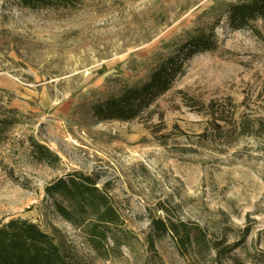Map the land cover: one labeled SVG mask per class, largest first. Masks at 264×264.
<instances>
[{"label":"rangeland","instance_id":"374dc122","mask_svg":"<svg viewBox=\"0 0 264 264\" xmlns=\"http://www.w3.org/2000/svg\"><path fill=\"white\" fill-rule=\"evenodd\" d=\"M237 1L0 0V116L13 121L0 132V224L36 223L75 264H264V19L232 29ZM210 24L216 47L138 117H95V103ZM74 171L107 195L113 221L59 215L44 187ZM167 219L197 225L206 245L155 231Z\"/></svg>","mask_w":264,"mask_h":264},{"label":"trees","instance_id":"16d2710c","mask_svg":"<svg viewBox=\"0 0 264 264\" xmlns=\"http://www.w3.org/2000/svg\"><path fill=\"white\" fill-rule=\"evenodd\" d=\"M73 0H18L26 7L68 5ZM227 24L232 29H243L258 19H264V0H238L226 10ZM216 24L195 27L183 35L172 51L160 58L144 80L123 86L93 105L95 117L102 120H132L147 109L160 95L168 91L176 77L184 71L186 60L195 53L213 50L216 45ZM13 121L0 116V132ZM39 160L52 163L56 156L41 144H35ZM60 216L72 221L71 213L91 211L102 223L113 221L112 209L106 194L94 180L74 171L61 176L44 187ZM69 205V206H68ZM155 231H170L178 237L182 249L206 245L204 233L197 225L170 220H158ZM94 236L98 235L93 229ZM95 239V238H94ZM0 264H75L70 255L55 243L54 238L36 223L21 217H10L0 224ZM239 264V263H237Z\"/></svg>","mask_w":264,"mask_h":264}]
</instances>
